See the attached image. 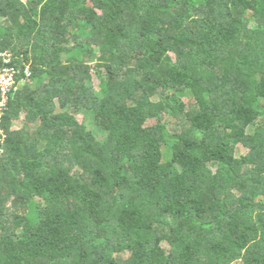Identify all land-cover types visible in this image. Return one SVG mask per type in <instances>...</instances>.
<instances>
[{
  "label": "trees",
  "instance_id": "16d2710c",
  "mask_svg": "<svg viewBox=\"0 0 264 264\" xmlns=\"http://www.w3.org/2000/svg\"><path fill=\"white\" fill-rule=\"evenodd\" d=\"M3 53L0 264H264V0H0Z\"/></svg>",
  "mask_w": 264,
  "mask_h": 264
},
{
  "label": "rangeland",
  "instance_id": "374dc122",
  "mask_svg": "<svg viewBox=\"0 0 264 264\" xmlns=\"http://www.w3.org/2000/svg\"><path fill=\"white\" fill-rule=\"evenodd\" d=\"M23 2H26L27 0H22ZM93 87H94V92L95 93H98L99 89H100V85H99V80L94 76L93 77ZM18 87L14 89V91H18ZM0 92H4V88L2 87ZM188 95H185L183 97H181L183 100H182V103H183V106L185 108H189L190 106H192V101L190 98L187 97ZM8 103H9V100L7 102V106H8ZM77 119L86 124L90 129H95L96 127H93L92 126V123H90L91 121H94V116L93 114L91 113H88L86 115H83V114H77ZM176 119L175 118H172L170 116H168L167 114H163L162 116V120L160 122H163L165 124H167L168 127H173L174 125V121ZM157 122L156 119H149L147 122H146V126H151V125H154L155 123ZM13 129H18L22 126V122H21V119H16L13 121ZM253 129H252V126L248 128V131L251 132ZM101 136V135H100ZM250 155V152L247 148L243 147L242 145L238 144L236 146V156L237 157H241V156H249ZM79 170L78 169H73L72 170V173L73 175H75L76 177L79 175ZM262 199H264L262 197ZM234 264H239V263H234Z\"/></svg>",
  "mask_w": 264,
  "mask_h": 264
},
{
  "label": "built area",
  "instance_id": "2783aa9c",
  "mask_svg": "<svg viewBox=\"0 0 264 264\" xmlns=\"http://www.w3.org/2000/svg\"><path fill=\"white\" fill-rule=\"evenodd\" d=\"M3 65L0 66V90L3 87L4 92H0V106L6 107L9 93L17 87L16 77L20 73L19 68L11 64L12 55L3 53ZM26 76H30L28 68L25 69Z\"/></svg>",
  "mask_w": 264,
  "mask_h": 264
},
{
  "label": "clouds",
  "instance_id": "9594fccd",
  "mask_svg": "<svg viewBox=\"0 0 264 264\" xmlns=\"http://www.w3.org/2000/svg\"><path fill=\"white\" fill-rule=\"evenodd\" d=\"M11 64H12V65L15 64V62H14V57H13V56H12V62H11ZM14 66H15V65H14ZM15 67H16V66H15ZM26 68H28V67L26 66L25 69H26ZM25 69L23 70V72L20 71V73H19V74L17 75V77H16V82H17V87H18V88H20V86H21L23 83H25V82H27V81L30 80L29 76H26V74L24 73ZM13 92H16V91L12 90V91L9 93V95H8V100H9V96H10V94H12Z\"/></svg>",
  "mask_w": 264,
  "mask_h": 264
}]
</instances>
